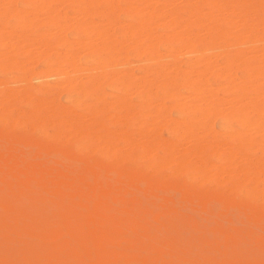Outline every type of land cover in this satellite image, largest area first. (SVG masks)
Segmentation results:
<instances>
[{
    "label": "bare ground",
    "instance_id": "1",
    "mask_svg": "<svg viewBox=\"0 0 264 264\" xmlns=\"http://www.w3.org/2000/svg\"><path fill=\"white\" fill-rule=\"evenodd\" d=\"M0 181L53 197V229L0 205V227L13 219L30 247L24 264H109L110 240L121 262H162L149 246L127 255L125 232L104 234L109 205L128 195L264 249V1L0 0ZM246 256L193 264H264Z\"/></svg>",
    "mask_w": 264,
    "mask_h": 264
},
{
    "label": "rangeland",
    "instance_id": "2",
    "mask_svg": "<svg viewBox=\"0 0 264 264\" xmlns=\"http://www.w3.org/2000/svg\"><path fill=\"white\" fill-rule=\"evenodd\" d=\"M34 5L33 1L28 3L17 1L16 4L18 8H24L25 10H30ZM46 28H48L46 24L38 25L32 30V33L36 34ZM180 60H184V58ZM42 65L43 62H39L38 69L42 68ZM13 75L12 72H7L4 77L9 79ZM60 100L65 105L64 94L60 95ZM19 108L21 111H26L24 105H20ZM224 121L227 122L229 128L236 129L234 122ZM9 133L16 140H22L26 136V132L19 127L10 128ZM46 133H50V131L46 130ZM43 139L46 138L43 137ZM127 165L128 163H126ZM160 174L167 175L168 172L162 170ZM52 200V196L44 194L34 184L29 185L22 192L8 191L7 188L2 186V183L0 184V205L11 206L17 220H21L26 215L34 217L38 221L39 228L53 229ZM151 202L143 195H128L123 200L116 204H110V207H108L102 230L107 237H114L116 233L125 232L128 241L125 248L127 255L141 254L143 249L149 246L161 253L160 260L162 258V262L157 264H193L196 260H205L210 257H216V259L244 257L248 252L251 255L254 254L255 259H264V249L259 250L256 244L252 242L232 247L216 241L210 233L213 225L212 221L199 212L183 207L176 214L167 217L158 208L151 206ZM161 216L162 218H160ZM12 220L0 227V257L5 258L12 264H24L25 257L30 252V247L24 240L15 238L12 235L9 229L13 223ZM241 224V222H237L236 227L245 231L249 228V225L243 223L242 226ZM224 226L230 228L227 223H224ZM73 229H77V226L74 225ZM133 232H137L139 237H134L131 234ZM64 240L63 238L57 239L55 245L59 246L60 251L72 250V245ZM109 242L110 244L106 246V252L110 255L108 263L126 264L114 258L117 249H115L113 241L110 240ZM243 249V255L241 256V250ZM229 251L234 253L231 254ZM236 251H238V254H236ZM250 254L246 257L252 258L253 256Z\"/></svg>",
    "mask_w": 264,
    "mask_h": 264
},
{
    "label": "snow or ice",
    "instance_id": "3",
    "mask_svg": "<svg viewBox=\"0 0 264 264\" xmlns=\"http://www.w3.org/2000/svg\"><path fill=\"white\" fill-rule=\"evenodd\" d=\"M5 7H11V5H6Z\"/></svg>",
    "mask_w": 264,
    "mask_h": 264
}]
</instances>
